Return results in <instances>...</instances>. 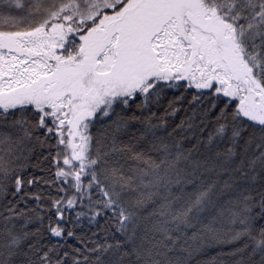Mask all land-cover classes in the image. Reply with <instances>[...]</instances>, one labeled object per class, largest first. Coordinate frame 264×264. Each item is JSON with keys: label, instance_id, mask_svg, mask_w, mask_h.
I'll use <instances>...</instances> for the list:
<instances>
[{"label": "snow or ice", "instance_id": "obj_1", "mask_svg": "<svg viewBox=\"0 0 264 264\" xmlns=\"http://www.w3.org/2000/svg\"><path fill=\"white\" fill-rule=\"evenodd\" d=\"M179 89L210 105L167 132L152 107ZM37 147L50 175L25 178ZM100 218L103 242L68 227ZM239 241L205 264H264V0H0V264H190Z\"/></svg>", "mask_w": 264, "mask_h": 264}, {"label": "trees", "instance_id": "obj_2", "mask_svg": "<svg viewBox=\"0 0 264 264\" xmlns=\"http://www.w3.org/2000/svg\"><path fill=\"white\" fill-rule=\"evenodd\" d=\"M183 96V99H177V97ZM172 105L177 109L174 116L166 115L167 111H170L169 104ZM210 101L207 98H202L200 103L192 102V93L185 92L183 89L179 90H167L165 94L162 96L158 105H154L152 107V111L156 113L158 117L163 116L168 124V128L166 129L167 132H171L173 128L181 123V121H186L188 118H192L193 123L199 124L201 119L205 116V110L209 107ZM134 108V105H133ZM219 112V108L214 111H208L206 113V120L209 123V128L211 127L212 122L215 120L216 115ZM108 121L105 119L103 121H97L95 127L92 128V132L95 133L97 129L101 128L104 124H107ZM177 139L180 138L181 132L177 130L175 133ZM54 143V141H52ZM195 143V140H191L190 142H185V147H191L192 144ZM42 150L37 147L35 151L29 157L27 163L30 165L25 169L23 176L25 178L30 177H38V176H48L50 175L49 172H42L40 169H48L50 167V161L42 160L41 156ZM43 155H48L47 151H43ZM39 162L40 166L32 167V165H36ZM54 171V169H52ZM42 191L45 194L48 193L49 189L46 188L44 185H36L32 188H26V192H36ZM29 207H33V202L28 201ZM23 207V205H21ZM78 211L80 209H77ZM150 210V209H149ZM74 217V213L72 214ZM47 221H45L46 223ZM107 221L105 219H98V223L90 224L87 219H82L80 222V226L68 225V227L73 228L76 232L78 237H84L85 240L92 238V239H100L103 242V237L105 236V226ZM33 227H39V225H34ZM109 231H113L109 226ZM93 233H98L96 237H93ZM189 235L191 233L189 232ZM117 239L120 237L117 235ZM109 242H112L111 240ZM72 246H79L76 240H70L68 242ZM244 241H239L235 244L230 245H213L205 247L201 252L196 254L190 264H205L206 261L210 260L211 257L216 256L220 252H229L234 248L242 247ZM239 259V257L235 258H228L229 264H232V260ZM245 259H247V255L245 254ZM258 259V257L256 258Z\"/></svg>", "mask_w": 264, "mask_h": 264}]
</instances>
